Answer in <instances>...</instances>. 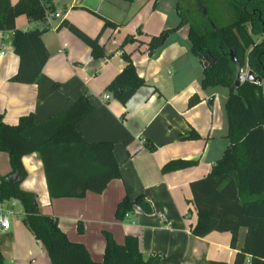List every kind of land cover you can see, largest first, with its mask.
Returning a JSON list of instances; mask_svg holds the SVG:
<instances>
[{
	"label": "crops",
	"instance_id": "crops-1",
	"mask_svg": "<svg viewBox=\"0 0 264 264\" xmlns=\"http://www.w3.org/2000/svg\"><path fill=\"white\" fill-rule=\"evenodd\" d=\"M10 1L15 5L19 0ZM42 1L51 12L60 13V17L48 22L50 29L42 36L49 52L43 71L62 82L63 87L39 100L36 85L11 82L19 57L13 33L0 32V52H4L0 55V113L11 125L20 116L33 113L39 124L66 110L81 95H90L94 110L78 122L77 129L90 143H114L122 176L110 181L101 193L88 191L82 198L51 199L41 156L34 152L22 158L26 177L21 188L35 193L41 211L56 217L68 239L84 245L95 262L103 261L104 233L108 232L118 244H123L128 235L138 237L142 254L161 255L160 264H235L246 228L240 230L236 249L230 246L229 232L213 231L204 237L192 234L198 216L190 185L206 177L222 157L228 144V124L217 116V94L201 87L203 64L191 51L189 26L185 24L170 33L153 57L148 54L152 36L179 25L178 1L160 0L157 6L155 0ZM104 19L117 28L103 29ZM64 21L92 38L99 37L105 55L93 58L86 43L61 27ZM35 26L42 25L30 22L24 15L16 19L18 29ZM128 36L134 41L122 48ZM123 53L131 55L146 81L126 105L112 96L104 99L106 87L125 66ZM193 94L201 100L188 108ZM191 129L200 135L199 139H183ZM176 159L199 162L178 171H161L167 162ZM10 172V157L0 151V177ZM15 179L16 175L11 177ZM141 194L152 202L154 212L137 210L118 221L115 212L119 202L125 196L134 199ZM3 205L9 211L10 222L7 230L0 229V251L5 264H51L44 245L23 222L21 203L12 199Z\"/></svg>",
	"mask_w": 264,
	"mask_h": 264
},
{
	"label": "trees",
	"instance_id": "trees-1",
	"mask_svg": "<svg viewBox=\"0 0 264 264\" xmlns=\"http://www.w3.org/2000/svg\"><path fill=\"white\" fill-rule=\"evenodd\" d=\"M159 1L155 0L154 6ZM181 2L178 0L177 3L179 25L152 36L148 54L153 57L170 33L187 24L191 51L203 64L201 87H225L229 91L225 102L227 147L211 172L190 185L198 216L192 234L204 237L213 231L229 232L230 246L236 249L240 230L246 228L244 245L237 253L235 264H245L248 259L249 264H264V39L260 42L254 39L256 35L264 36V0H226L232 20L225 25H218L209 16L211 0H198L200 6L196 10L183 9ZM50 10L42 0H19L15 5L10 0H0V32L13 33V45L19 57L18 70L10 81L36 85L39 100L63 87L62 82L43 71L49 52L42 36L50 29L46 22ZM21 15L42 26L18 29L16 19ZM104 21L103 29L117 28L115 23ZM61 27L68 28L86 43L93 58L105 55L99 37L88 36L68 21L62 22ZM132 41L133 37H126L122 48ZM231 51H234L236 61L232 60ZM122 58L124 68L105 90L126 105L146 81L139 75L131 55L123 53ZM247 66L263 80L262 84L246 79L236 86L238 74L241 80V72ZM200 100L198 94H193L188 108ZM93 110L90 95L83 94L66 110L39 124L34 121L33 113L20 116L13 125L6 123L0 113V151L8 153L11 165V172L0 177V203L12 199L21 203L25 214L23 222L44 245L51 264H160L161 255L146 257L142 254L138 237L128 235L123 244H118L108 232L104 233L103 261H93L84 245L68 239L56 217L41 211L37 195L21 188L26 177L22 158L34 152L41 156L51 199L82 198L88 191L101 193L110 181L121 178L114 143H90L77 129L78 122ZM199 138L193 129L183 137L188 140ZM198 162L170 160L161 171H178ZM14 175L17 179L11 180ZM137 210L145 214L154 212L152 202L144 194L134 199L125 196L116 208L115 217L123 221ZM0 264H5L1 251ZM208 264L227 263L209 261Z\"/></svg>",
	"mask_w": 264,
	"mask_h": 264
},
{
	"label": "rangeland",
	"instance_id": "rangeland-1",
	"mask_svg": "<svg viewBox=\"0 0 264 264\" xmlns=\"http://www.w3.org/2000/svg\"><path fill=\"white\" fill-rule=\"evenodd\" d=\"M171 2L175 3V1L178 0H170ZM181 5L183 9H191V10H196L200 4L198 0H181ZM212 2L210 5H208L210 12L209 16H211L212 19H215L217 21L216 23L218 25H225L228 22L232 20V14L231 11L229 10L226 0H211ZM172 6V5H171ZM203 10V9H202ZM218 17V20H217ZM254 39L256 42H260L264 39L263 35H256L254 36ZM172 70V69H170ZM249 67H245L242 72H241V81H244L247 79V75L249 72ZM264 84V83H263ZM211 93L217 94V100L215 102V107L217 109V116L219 115L221 117V122L223 124H227V115L225 111V101L227 99V95L229 93L228 89L225 87H209L208 88ZM212 99L214 97L212 96ZM214 106V105H213ZM227 142V139H226ZM264 225V224H263ZM244 234V233H243ZM247 264V263H245Z\"/></svg>",
	"mask_w": 264,
	"mask_h": 264
},
{
	"label": "built area",
	"instance_id": "built-area-1",
	"mask_svg": "<svg viewBox=\"0 0 264 264\" xmlns=\"http://www.w3.org/2000/svg\"><path fill=\"white\" fill-rule=\"evenodd\" d=\"M60 17V13H54L51 11H48L46 14V22H50L51 20H53L54 18H58ZM4 52H0V55H3ZM109 98H111V95L109 93L104 94V99L108 100ZM9 211L7 209H5V206L3 205V203H0V229L1 230H7L10 226V222H9ZM249 262V259L247 260Z\"/></svg>",
	"mask_w": 264,
	"mask_h": 264
},
{
	"label": "water",
	"instance_id": "water-1",
	"mask_svg": "<svg viewBox=\"0 0 264 264\" xmlns=\"http://www.w3.org/2000/svg\"><path fill=\"white\" fill-rule=\"evenodd\" d=\"M230 56H231L233 61L237 60L236 57H235L234 51L230 52ZM247 79L251 80V81H256L258 84H262L263 83V80L261 78L256 77L252 71L248 72ZM240 83H241L240 75L238 74V77H237V80H236V86H239Z\"/></svg>",
	"mask_w": 264,
	"mask_h": 264
}]
</instances>
